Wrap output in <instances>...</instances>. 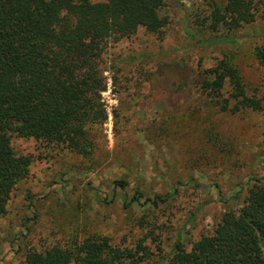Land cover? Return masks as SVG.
<instances>
[{"label": "rangeland", "instance_id": "obj_1", "mask_svg": "<svg viewBox=\"0 0 264 264\" xmlns=\"http://www.w3.org/2000/svg\"><path fill=\"white\" fill-rule=\"evenodd\" d=\"M227 1L163 0L159 15L168 22L160 32L140 27L107 44L100 59L107 118L92 127L89 155L10 134L31 164L0 216V264L98 237L121 249L141 246L138 264H172L243 206L264 178V112L225 110L203 84L228 60L247 95H264L254 58L264 43V0H253V22L214 28V10ZM228 90L226 83L223 97Z\"/></svg>", "mask_w": 264, "mask_h": 264}, {"label": "trees", "instance_id": "obj_2", "mask_svg": "<svg viewBox=\"0 0 264 264\" xmlns=\"http://www.w3.org/2000/svg\"><path fill=\"white\" fill-rule=\"evenodd\" d=\"M162 6L163 0H0V216L31 164L29 157L15 153L10 134L89 155L96 144L92 127L107 118L102 53L110 41L130 37L140 27L160 32L168 22L159 15ZM256 9L253 0H228L215 8L213 27L251 23ZM254 58L264 72V43L255 47ZM208 74L203 87L216 94L223 109L264 112V95H247L228 60ZM226 83L228 98L222 96ZM180 249L175 244L174 251ZM144 253L141 246L121 249L98 237L29 251L22 264H138ZM172 264H264V178L252 185L238 211L225 212L211 233L175 255Z\"/></svg>", "mask_w": 264, "mask_h": 264}]
</instances>
